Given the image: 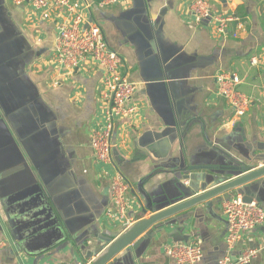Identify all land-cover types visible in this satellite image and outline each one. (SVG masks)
I'll use <instances>...</instances> for the list:
<instances>
[{
	"label": "crops",
	"instance_id": "1",
	"mask_svg": "<svg viewBox=\"0 0 264 264\" xmlns=\"http://www.w3.org/2000/svg\"><path fill=\"white\" fill-rule=\"evenodd\" d=\"M5 1L38 54L27 74L57 118L70 186L66 181L65 185L73 194L61 201V209L73 223L80 217L79 225L72 227L80 238H88L41 256L16 254L5 231L12 237L16 234L0 198V264H89L105 245L102 235L122 233L144 217L143 208L149 213L164 210L191 196V180L185 176L202 178L208 172L189 173L192 166L264 165V0H208L214 12L241 18L224 35L215 23L196 21L190 12L193 0H125L104 9L97 6L101 0H72L81 9L90 5V20L123 58V73L136 86L133 104L138 111L116 122L109 164L98 162L91 148L92 133L103 116L101 72L96 67L68 70L55 60L58 33L67 22L65 12L36 11ZM254 57L259 59L257 65L251 63ZM221 74L240 78L238 90L251 101L244 117L236 118L219 95ZM119 173L129 184L123 215L115 213L110 197L112 180ZM229 174L214 173L208 185L201 186L234 177ZM260 193L254 202L264 208V186ZM237 195L230 192L184 212L174 225L133 250L132 260L125 262L175 264L164 246L198 239L201 264H218L228 254L223 205ZM175 232L187 240L175 242ZM245 250L259 251L249 264H264V225L246 234L230 255L236 258Z\"/></svg>",
	"mask_w": 264,
	"mask_h": 264
},
{
	"label": "water",
	"instance_id": "2",
	"mask_svg": "<svg viewBox=\"0 0 264 264\" xmlns=\"http://www.w3.org/2000/svg\"><path fill=\"white\" fill-rule=\"evenodd\" d=\"M37 55L28 37L13 21L6 1L0 0V198L16 235L12 237L6 229L5 232L16 254L23 251L41 256L55 248L62 250L73 242L81 244L88 235L81 238L77 235L72 224L79 225L80 217L73 223L60 206L61 201L71 199L73 194L67 192L70 186L67 161L60 146L57 118L26 71ZM236 163L233 167L189 168V173L208 171L202 178L185 176L191 180L189 186L194 192L191 196L164 210L154 209L152 214L143 208L144 217L122 233L102 235L105 245L96 251L89 264L132 260L133 250L174 225L179 215L227 193L240 194L246 203L258 199L260 187L264 186V165L250 168ZM227 171L234 177L219 179L211 187L201 186L214 173ZM201 188L203 192L199 193ZM172 238L175 242L180 239L177 232ZM186 240L181 238L180 242ZM122 264L129 263L124 260Z\"/></svg>",
	"mask_w": 264,
	"mask_h": 264
},
{
	"label": "built area",
	"instance_id": "3",
	"mask_svg": "<svg viewBox=\"0 0 264 264\" xmlns=\"http://www.w3.org/2000/svg\"><path fill=\"white\" fill-rule=\"evenodd\" d=\"M16 6H31L36 11L57 8L67 16L59 30L55 43V60L68 70H88L97 68L102 74L100 101L102 103V120L94 129L91 137V148L96 160L102 164L113 162V135L119 119L134 116L138 111L133 104L136 86L123 73V58L110 49L102 28L90 20L86 4L79 8L72 0H12ZM125 0H101V9L121 3ZM190 12L197 22L210 21L217 26L218 33L227 34L230 24L241 23L235 15H223L214 12L208 0H193ZM235 36V34H234ZM259 59L252 58L257 65ZM240 78L233 74H221L218 77V92L231 108L236 118L244 117L250 107V98L238 90ZM129 184L122 174L113 178L110 197L116 206V214L123 215L126 209V193ZM227 221L226 244L228 254L218 264H249L259 251L245 250L233 258L230 252L252 230L264 225V208L257 202L246 203L239 194L223 205ZM110 215V214H109ZM164 252L175 264H201L203 249L197 239L184 244H166ZM71 264V263H62Z\"/></svg>",
	"mask_w": 264,
	"mask_h": 264
}]
</instances>
